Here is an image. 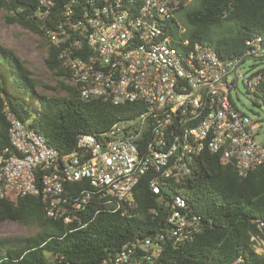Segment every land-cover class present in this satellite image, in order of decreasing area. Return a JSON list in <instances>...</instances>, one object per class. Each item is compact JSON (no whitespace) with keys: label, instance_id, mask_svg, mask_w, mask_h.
I'll return each mask as SVG.
<instances>
[{"label":"built area","instance_id":"2783aa9c","mask_svg":"<svg viewBox=\"0 0 264 264\" xmlns=\"http://www.w3.org/2000/svg\"><path fill=\"white\" fill-rule=\"evenodd\" d=\"M35 1L37 26L80 99L135 103L143 111L99 136L79 135L76 149L64 153L5 110L9 145L0 148V198L40 196L49 218L79 231L102 214L139 215L135 191L148 176L159 196L148 209L151 231L104 264H166L168 248L204 229L203 216L175 189L203 154L242 177L264 169L261 126L232 97L239 81L252 94L264 84V65L248 77L239 72L248 59L264 61V39H248L246 54L222 59L212 46L183 37L179 0H70L61 11L56 0ZM256 226L250 244L264 256V220Z\"/></svg>","mask_w":264,"mask_h":264},{"label":"trees","instance_id":"16d2710c","mask_svg":"<svg viewBox=\"0 0 264 264\" xmlns=\"http://www.w3.org/2000/svg\"><path fill=\"white\" fill-rule=\"evenodd\" d=\"M68 1L56 0L57 10ZM179 1L177 12H184L188 0ZM1 10L7 24L42 36L35 0H0ZM184 20V38L212 46L222 59L236 58L246 54L248 39H264V0H198L195 8L184 12ZM172 24L176 26L174 20ZM48 43L45 65L62 80L55 90L63 94L55 96L41 94L27 62L0 43V148L9 145L5 110L24 123L30 121L50 146L64 153L76 149L79 135L99 136L143 111L135 103L114 106L80 99L78 91L66 84L69 71L58 60L57 49ZM253 95L257 105L264 106V84ZM175 189L203 216L205 226L192 242L168 248L166 264H235L240 258L238 264H264V256L250 244L257 221L264 220V169L242 177L218 156L203 154L193 174ZM158 197L146 176L135 191L139 215L102 214L79 231L49 218L40 196L0 198V223L11 221L37 230L32 236L0 237V264H104L125 244L151 231L154 220L148 209Z\"/></svg>","mask_w":264,"mask_h":264},{"label":"rangeland","instance_id":"374dc122","mask_svg":"<svg viewBox=\"0 0 264 264\" xmlns=\"http://www.w3.org/2000/svg\"><path fill=\"white\" fill-rule=\"evenodd\" d=\"M198 0H188L185 4L186 10L195 8ZM184 10V12L186 11ZM184 12L176 15V20L186 26ZM5 11H0V43L11 48L27 62L33 76L40 82L39 92L43 95L55 96L63 94L62 91H56L61 78L53 74L45 65V55L47 51V39L40 34L22 27L19 24H7L4 18ZM49 44V43H48ZM264 61L248 59L239 70L243 76L248 77L252 71L262 67ZM232 97L242 112L246 113L252 119L258 121L261 126L259 140H264V106L257 105L256 97L250 93L244 84L239 81L238 89L232 92ZM128 126L131 123L127 124ZM37 233L36 229L25 227L19 223L7 221L0 223V237L14 236H32Z\"/></svg>","mask_w":264,"mask_h":264}]
</instances>
